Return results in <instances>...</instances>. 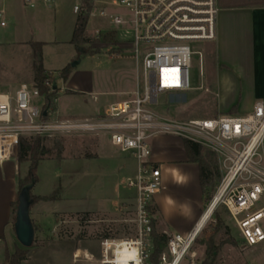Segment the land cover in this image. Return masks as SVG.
I'll use <instances>...</instances> for the list:
<instances>
[{
	"label": "built area",
	"instance_id": "built-area-1",
	"mask_svg": "<svg viewBox=\"0 0 264 264\" xmlns=\"http://www.w3.org/2000/svg\"><path fill=\"white\" fill-rule=\"evenodd\" d=\"M83 3L75 0L74 15ZM110 5L126 13L108 15L103 8L98 14L110 18L112 26L125 28V44L136 64L135 90L104 113L85 118H62L46 109L34 86L20 85L13 96L0 94V161L15 157L20 139L106 140L135 163V174L126 183L135 195L134 235L102 238L98 254L88 253L86 260L93 264H153L152 202L162 190V182L159 167L151 161V141L160 136L186 140L215 155L220 179L202 213L212 208L208 221L198 229L201 215L187 234L163 232L166 243L157 264H202L194 245L218 208L227 212L245 247L264 245V104L255 103L245 116L191 120L168 117L154 108L160 96L185 97L190 90L191 57L201 55L191 44L215 40V0H110ZM35 99L41 101V107L33 104ZM124 252L127 258L122 261Z\"/></svg>",
	"mask_w": 264,
	"mask_h": 264
},
{
	"label": "rangeland",
	"instance_id": "rangeland-1",
	"mask_svg": "<svg viewBox=\"0 0 264 264\" xmlns=\"http://www.w3.org/2000/svg\"><path fill=\"white\" fill-rule=\"evenodd\" d=\"M91 1L93 6L85 30V38L90 43L82 47L94 51L96 54L93 55L79 53L69 42L76 20V16L72 13L75 0H66L58 8L53 6L48 8L41 3V19L39 22L29 20L30 25H26V22L30 15H34L39 10L37 5L32 8L29 5L23 6L21 0H0V13H2L0 23L6 26L0 27V43L9 40L12 32L19 33L20 37L25 36V29L28 27L27 30H31L30 36L33 40L47 43L41 50V59L50 73L56 76L67 66L70 67V72L77 68L76 72L87 73L89 81L88 84L83 82L87 88L84 92L75 94L63 92L60 95L57 110L62 118H84L92 114H102L105 109L104 104L128 98L117 93L132 92L136 87V64L132 58V51L125 44V28L112 26L110 18H102L98 14L103 8L108 15H124L125 10L111 7L110 0ZM55 41L57 43H54ZM191 47L201 55L191 57L190 90L184 93L185 97L168 99L167 95L160 96L158 106L154 108L159 114L180 120L212 119L223 114L214 105V87L208 93L203 84L213 59L211 55H206L204 42L192 43ZM27 51H29L27 48L0 46V93L7 92L6 87L2 85H4V74L10 68L8 58L14 52L15 55L21 56ZM55 84L56 87H63L61 80H56ZM201 85L202 89H199ZM33 104L41 107L40 100L35 99ZM32 139L27 138L28 141ZM180 142L181 140L171 136L157 141L164 159L180 160V163L187 165L191 172L186 175L183 172L178 174L179 179L175 174L170 176L166 185V195L174 197L169 205L172 212L167 223L169 233H181L195 216L198 218L202 215L220 179L218 169L219 178L209 193L204 196L201 194L197 215H194L187 202H191L193 206L197 205L195 199L199 197L200 187L195 174L198 168L196 164L187 162ZM41 146L46 153L41 157L37 167V182L31 190V195L51 196L55 197V201H61L55 215L57 220L54 221L60 224L56 228L53 222L41 224V243L52 242L54 239L75 242L84 250L87 247L89 253L97 255L98 243L103 237L129 238L134 235L133 197L135 195L132 189L126 186L127 179L135 174L133 160L113 147L104 149L102 139L91 137L44 138ZM29 166L30 161L19 165L20 178L27 175ZM50 207L41 204L42 210ZM155 212L153 208V214ZM12 221L14 222V217ZM219 222L221 226L214 237L215 245L219 248L213 264H264V245L245 247L232 220L222 208L214 211L196 239L194 250L202 263L206 255L201 241L204 235L212 232ZM154 226L158 234L163 233L162 221L158 216L155 218ZM35 228H38V238L39 226ZM15 248H21L17 241ZM2 254L3 252L0 264H4ZM45 257L51 264L61 262V252L50 245L41 249V264Z\"/></svg>",
	"mask_w": 264,
	"mask_h": 264
},
{
	"label": "crops",
	"instance_id": "crops-1",
	"mask_svg": "<svg viewBox=\"0 0 264 264\" xmlns=\"http://www.w3.org/2000/svg\"><path fill=\"white\" fill-rule=\"evenodd\" d=\"M21 1L23 6L29 3L33 5L32 8L37 5V9H39L34 15L29 16L30 18H28L26 25H30L29 20H35L34 22L40 21L41 3L48 8L51 6H53V8H58V6L63 4L66 0ZM215 3L217 8L216 38L213 42L205 43V53L206 55H211L213 60L210 62L208 74L203 84L206 87L205 91L208 93H210L214 87V105L223 113L221 115L237 116L240 114L245 116L252 111L255 103L261 102L264 104V0H215ZM0 14L2 16V13ZM12 23H14V20H12ZM0 27L4 28L6 26L0 25ZM27 29H25V36L20 37L19 33L14 34L12 32L9 40L0 43V46L27 48L29 50L25 55L23 54L21 56L15 55L16 52H14L11 54V57L8 58L10 60V68L9 71H6L4 74V85H2L6 87L7 92L0 94L13 96L20 85L33 86V65L35 57L32 44L42 43L44 46L47 43L41 42V40H33L32 36H30L31 30ZM54 43L57 42L55 41ZM39 60L42 62L44 70L50 73L51 71L44 67L41 57ZM76 71L77 68H74L72 72L75 73L70 72L67 81L63 82L62 88L57 87L59 91L56 99L55 112L58 115H60L57 110L58 99L63 92L67 94L66 91H70L72 94H75L84 92L87 89L86 84H83V82L88 84L89 78L87 73ZM199 89H202V85ZM130 93L131 92H119L117 94L128 96ZM120 101H112L104 104V111L109 105ZM96 115L98 114H92L88 117ZM163 137L166 138V136H160L151 141V161L159 167L162 182V190L154 196L152 206L156 210L154 213V216H156L154 218L158 216L162 221V232L169 233L167 223L170 214H172L169 208L171 206L169 205L174 197L166 195V185L168 184L170 176L175 174L177 179H179L180 175L178 174L183 172L186 175V173L191 172L187 165H183L182 162L180 163V160L171 161L164 159V155L157 143V141ZM102 143L104 149L111 147L106 140H102ZM180 143L183 151L182 141ZM181 159H183V157H181ZM18 170L19 165L15 157L0 161V241L3 240V243L0 242V258L4 247L12 251L17 241L13 229L11 204L17 200L16 175ZM190 170L194 171V169L191 168ZM195 176L197 182H199L197 171ZM198 190L199 197H197V200L195 199L197 205L193 206L191 202H187L189 197L186 198V202L190 205L189 207L193 210L194 215H197V208L201 199V191L199 188ZM35 196L41 197V195ZM60 202L61 201H38L31 205L30 218L35 227L39 226V235L37 238L38 228H36L34 233V235H36L34 236L32 244L33 247L31 246L29 248L26 260L23 264H41V249H44L45 246L48 245L61 252L60 264H93L86 260V255L89 253L87 250L88 248L86 247V250H84L75 242L71 243L65 240L54 239L52 242L41 243V224L53 222L55 223V228L60 224V222H54L57 220L55 215L57 213V206H60ZM41 204L51 207L42 210ZM179 211L181 212V210ZM198 219L199 216L198 218L195 216L193 221L183 229L180 234H187L197 223ZM126 258L127 254L124 252L121 260L125 261ZM43 261L42 264H51L46 257Z\"/></svg>",
	"mask_w": 264,
	"mask_h": 264
},
{
	"label": "trees",
	"instance_id": "trees-1",
	"mask_svg": "<svg viewBox=\"0 0 264 264\" xmlns=\"http://www.w3.org/2000/svg\"><path fill=\"white\" fill-rule=\"evenodd\" d=\"M92 1L84 0V3L81 7L80 12L75 15V25L71 34L70 44L73 45L81 54H96L94 51L85 49L84 45L90 43L89 40L85 38V30L87 27L88 19L92 10ZM43 44L35 43L32 44L33 53L35 57L33 65V86L38 90L41 97H43L44 105L46 109L51 111L56 110V99L58 97L59 89L56 87V80H61L66 82L70 75V67L67 66L61 71H59L56 76L52 73H48L44 70L42 62L39 60L41 57V48ZM67 94H72L70 91H66ZM44 138L36 137L32 141L27 139H20L17 147L16 160L18 165L30 161V166L27 172V175L24 178L19 177V173L16 175V187H17V196L20 193L21 189L31 183H36V170L41 160V157L46 153L45 149L41 146V141ZM183 150L187 162L194 163L198 168V177H199V187L202 196L212 190L216 180L219 178V172L217 167V162L215 155L203 149L197 144L191 143L189 141L183 140ZM33 203L38 201H55V197H34L31 195ZM32 203V204H33ZM17 207V200L11 204V213L12 218H15V212ZM14 223V222H13ZM220 222L215 227V229L204 235L201 244L205 248V261L202 264H213L215 254L218 251V246L215 245V234L220 228ZM34 232L36 231L35 226ZM152 237L154 240V252L152 255V263L157 264L158 256L163 251L164 245L166 243V236L164 234H158L153 229ZM106 238V237H103ZM197 241V240H196ZM3 243V240L0 241ZM21 247V246H20ZM29 248H15L13 252H10L6 247L3 250V260L4 264H23L26 260V256Z\"/></svg>",
	"mask_w": 264,
	"mask_h": 264
},
{
	"label": "water",
	"instance_id": "water-1",
	"mask_svg": "<svg viewBox=\"0 0 264 264\" xmlns=\"http://www.w3.org/2000/svg\"><path fill=\"white\" fill-rule=\"evenodd\" d=\"M75 67V65H72ZM45 115V113H44ZM35 183L25 186L17 196V207L13 223L14 234L17 242L23 248H30L34 241V227L30 218V207L33 203L30 192Z\"/></svg>",
	"mask_w": 264,
	"mask_h": 264
},
{
	"label": "bare ground",
	"instance_id": "bare-ground-1",
	"mask_svg": "<svg viewBox=\"0 0 264 264\" xmlns=\"http://www.w3.org/2000/svg\"><path fill=\"white\" fill-rule=\"evenodd\" d=\"M211 210H212V208H210L206 213H204L202 215V219H201V222L198 226V229L201 228L208 221V219L210 217Z\"/></svg>",
	"mask_w": 264,
	"mask_h": 264
}]
</instances>
